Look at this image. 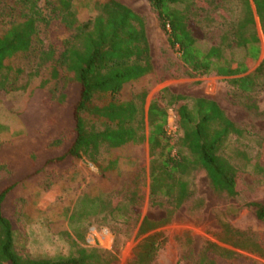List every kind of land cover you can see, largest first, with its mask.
Masks as SVG:
<instances>
[{
    "label": "trees",
    "instance_id": "16d2710c",
    "mask_svg": "<svg viewBox=\"0 0 264 264\" xmlns=\"http://www.w3.org/2000/svg\"><path fill=\"white\" fill-rule=\"evenodd\" d=\"M147 1L168 44L190 71L229 77L239 89L251 90L254 78L248 71L261 53L255 18L264 39V0H241L242 16L214 44L192 35L187 23L190 3L179 6L181 0ZM93 8L95 14L80 21L74 0H43L42 4L41 0H0V24L5 26L0 29V103L12 91L28 90L30 98L39 89L47 92L55 103L64 105L69 86L73 84L76 88L67 110L72 136L67 140L52 139L43 152L33 149L38 155L42 153V157L31 155L33 173L19 181L48 164L83 156L103 173L115 170L120 150L132 148L127 158L141 160L147 146L149 201L151 205L165 206L170 216L194 193L185 178L191 171L203 170L213 190L230 197L240 194L239 178L246 168L264 175V162L260 159L237 151L243 160L240 168L223 154L229 137H240L245 130L215 100L193 98V115L187 104L179 105L175 114L181 134L176 139L166 130L168 110L186 97L170 94L163 101L162 93L166 91L163 88L152 95L145 112V97L151 87L146 85L152 83L149 79L158 82L159 78L152 64L144 21L118 0H95ZM39 23L45 27L59 25L67 35L51 40L45 49L39 50L33 45ZM22 56L34 58L35 66L30 69L18 63V57ZM263 69L264 56L254 72ZM33 76H40L36 84L31 83ZM127 85H136L138 90L122 98ZM260 144L264 147V139ZM138 148V152L132 151ZM19 181L0 190V264H98L100 256L96 248H80L77 256L60 259L33 258L18 252L15 227L4 203ZM138 196L141 195L135 185L128 192V202L137 203ZM117 202H113L111 215L119 210ZM246 206L253 207L256 217L264 221V202H247ZM148 223L143 219L139 231H144ZM161 244L159 234L146 237L136 246L135 263H150ZM241 260L248 259L208 244L195 264H239Z\"/></svg>",
    "mask_w": 264,
    "mask_h": 264
},
{
    "label": "rangeland",
    "instance_id": "374dc122",
    "mask_svg": "<svg viewBox=\"0 0 264 264\" xmlns=\"http://www.w3.org/2000/svg\"><path fill=\"white\" fill-rule=\"evenodd\" d=\"M94 1L74 0L80 21L95 14ZM118 1L142 17L152 64L159 78L158 82L149 79L152 83L146 85L151 87L145 97L144 111L152 95L163 88H166L162 93L163 101H167L170 94L186 97L168 110L166 130L176 139L181 130L175 109L187 104L193 115V98L215 100L225 114L245 130L240 137H229L223 154L240 168L243 160L237 151L263 163L264 147L260 142L264 139V69L254 71L264 56V39L257 18L254 27L261 53L248 71L254 78L252 88L243 91L232 84L229 77L190 71L168 44L147 0ZM181 1L179 6L190 3L187 23L192 35L211 44L219 42L221 36L230 31L231 24L242 16L241 0ZM4 27L0 24V29ZM66 35L59 25L45 27L39 23L33 45L39 50L45 49L51 40ZM240 55L238 52L237 56ZM31 58L18 57L17 62L31 69L35 66V59ZM39 79L40 76H33L31 83L36 84ZM137 90L138 86L127 85L122 98ZM67 92L64 105L55 103L47 92L39 89L30 98L28 90L12 91L3 98L0 103V190L33 173L31 155L42 157V153L38 155L34 150L43 152L52 139L67 140L72 136L67 110L76 95L75 86L70 85ZM131 149L118 152L115 170L103 173L83 156L48 164L17 182L8 193L4 208L15 227L13 235L18 252L27 257L60 259L77 256L80 248H96L100 256L98 264H136V246L146 237L159 234L161 247L148 264H195L208 244L249 260H241L239 264H264V221L256 217L253 207L246 206L247 202H264V175L246 168L239 178L240 194L230 197L215 192L203 170L191 171L185 178L193 188V195L168 216L165 206L151 205L149 201L147 146L141 160L127 158ZM132 151L136 153L139 148ZM135 185L141 196L136 197L137 203L131 204L128 192ZM115 201L119 210L111 215L109 211ZM143 219L150 223L140 232ZM234 230L239 233L233 234Z\"/></svg>",
    "mask_w": 264,
    "mask_h": 264
}]
</instances>
